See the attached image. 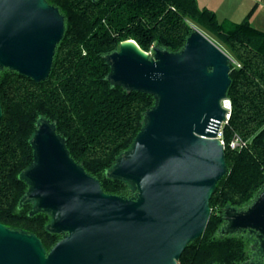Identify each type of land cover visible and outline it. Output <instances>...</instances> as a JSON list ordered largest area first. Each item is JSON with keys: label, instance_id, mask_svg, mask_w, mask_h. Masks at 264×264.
Segmentation results:
<instances>
[{"label": "water", "instance_id": "95a60500", "mask_svg": "<svg viewBox=\"0 0 264 264\" xmlns=\"http://www.w3.org/2000/svg\"><path fill=\"white\" fill-rule=\"evenodd\" d=\"M62 33V17L45 0H0V66L44 79ZM105 59L111 84L155 97L130 149L107 171L127 180L135 197L104 193L41 119L30 140L33 161L20 174L28 185L23 199L50 213L49 230L67 234L46 253L36 235L0 223V264H177L202 234L225 173L215 137L225 119L229 56L194 28L177 53L139 55L121 42ZM225 216L229 230H257L264 249V188L246 210Z\"/></svg>", "mask_w": 264, "mask_h": 264}, {"label": "trees", "instance_id": "16d2710c", "mask_svg": "<svg viewBox=\"0 0 264 264\" xmlns=\"http://www.w3.org/2000/svg\"><path fill=\"white\" fill-rule=\"evenodd\" d=\"M63 19L47 76L39 81L0 66V223L36 235L48 253L67 232L51 231L49 212L24 200L20 174L33 161L30 140L41 119L53 125L72 159L106 194L131 199L136 190L107 175L129 150L155 105L148 92L111 84L105 55L134 40L149 56L177 53L195 26L228 56L222 125L225 173L209 199L202 234L191 239L177 264H264L263 237L252 228L227 229L225 211L246 210L264 188V31L248 15L218 21L196 0H45ZM196 28V29H197ZM238 138L240 144L231 147Z\"/></svg>", "mask_w": 264, "mask_h": 264}, {"label": "crops", "instance_id": "0c3cea01", "mask_svg": "<svg viewBox=\"0 0 264 264\" xmlns=\"http://www.w3.org/2000/svg\"><path fill=\"white\" fill-rule=\"evenodd\" d=\"M196 2L199 7L214 11L218 21L239 22L248 15L250 23L264 31V0H196Z\"/></svg>", "mask_w": 264, "mask_h": 264}, {"label": "built area", "instance_id": "2783aa9c", "mask_svg": "<svg viewBox=\"0 0 264 264\" xmlns=\"http://www.w3.org/2000/svg\"><path fill=\"white\" fill-rule=\"evenodd\" d=\"M221 105H222L223 108L226 110V113H225V119H224V121L221 123V127L219 128V130H218V132H217L215 138H217V139L219 140V142L223 145V140H222V125H223V123L226 122V120H227V118H228V116H229L230 102H229V100H228L227 98H224V99L221 100ZM239 144H240L239 139H238V138H235V139L230 143V146L234 148V147L238 146Z\"/></svg>", "mask_w": 264, "mask_h": 264}, {"label": "bare ground", "instance_id": "6f19581e", "mask_svg": "<svg viewBox=\"0 0 264 264\" xmlns=\"http://www.w3.org/2000/svg\"><path fill=\"white\" fill-rule=\"evenodd\" d=\"M122 46H123V48H127V49L131 50L132 52L137 53L139 55L140 54L145 55V51L140 49V47L136 44V42L134 40L122 41Z\"/></svg>", "mask_w": 264, "mask_h": 264}, {"label": "rangeland", "instance_id": "374dc122", "mask_svg": "<svg viewBox=\"0 0 264 264\" xmlns=\"http://www.w3.org/2000/svg\"><path fill=\"white\" fill-rule=\"evenodd\" d=\"M196 27V26H195ZM197 30H199V29H197ZM200 31V30H199ZM201 32V31H200ZM203 34H205L211 41H213L214 43H215V41L213 40V39H211V37L210 36H208L206 33H203ZM216 44V43H215ZM111 79V78H110ZM113 82V81H112Z\"/></svg>", "mask_w": 264, "mask_h": 264}]
</instances>
